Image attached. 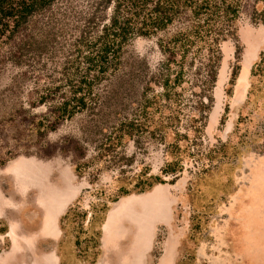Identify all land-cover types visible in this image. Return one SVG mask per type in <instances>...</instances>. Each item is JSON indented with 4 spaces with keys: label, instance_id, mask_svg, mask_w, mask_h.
I'll return each instance as SVG.
<instances>
[{
    "label": "rangeland",
    "instance_id": "1",
    "mask_svg": "<svg viewBox=\"0 0 264 264\" xmlns=\"http://www.w3.org/2000/svg\"><path fill=\"white\" fill-rule=\"evenodd\" d=\"M106 1L57 0L0 46V264H92L94 250L84 239L97 229L93 204L103 201L108 208L94 264H264V0H242L235 39L219 46L216 81L200 90L210 96L205 125L182 143L183 172L116 202L105 196L126 183L132 188L135 175L160 174L174 158L153 138L156 130L121 143L116 137L134 120L143 92H160L152 81L166 61L160 42L168 46L194 20L185 11L163 32L129 40L96 106L57 119L54 103L40 104L39 97L51 71H60L63 38L70 37L60 18L80 25ZM30 36L37 44L26 55ZM200 58H190L186 79L207 77L213 62L205 61L204 70ZM184 87L189 97L192 86ZM83 163L80 176L75 166ZM75 201L89 215L78 227L65 225L64 234L59 218Z\"/></svg>",
    "mask_w": 264,
    "mask_h": 264
},
{
    "label": "trees",
    "instance_id": "2",
    "mask_svg": "<svg viewBox=\"0 0 264 264\" xmlns=\"http://www.w3.org/2000/svg\"><path fill=\"white\" fill-rule=\"evenodd\" d=\"M55 2L57 0H0V46L4 40L14 37L30 23V20L49 9ZM242 2V0H109L92 8L80 25L75 19L70 21L71 18L65 16L60 18L61 31L66 32L64 36L72 37L63 38L67 44L58 63L60 71L56 69L51 71L48 76L50 86H47L39 97L40 104L47 103L48 100L54 103L53 114L57 115V119H67L96 106L98 91L120 69L121 51L129 40L136 36L151 37L163 32L185 11L190 12L191 19L194 20L190 29L175 33L169 39L168 46L160 42V50L166 61L152 77L160 92L152 96L143 92L134 108L137 115L128 123L129 127L123 129L125 125H121V133L118 138L116 137L121 143L125 139L143 135L146 130H156V133L152 134L153 138L164 145L170 157L174 156L173 160L164 163L158 175L146 173L143 177L135 175L136 182L132 188L126 183V186L118 188V194L113 197L105 196L102 192L96 195L105 196L108 202H116L120 196L129 195L133 191L143 193L155 185L164 184L166 182L164 177L176 176L183 172L185 150L182 143H186L190 133L198 127L199 130H196L199 132L198 135L202 132L201 124L205 125V112L209 108L206 102L210 100V96L201 94L200 90L205 83L213 86L216 81L221 61L219 46L222 42L235 39L233 25L239 17ZM110 4L114 5L113 14L105 23L104 14ZM29 39L25 42L28 44L23 47L26 49V55L31 54L32 47L37 44L34 43L35 37L30 36ZM23 53L19 56H25ZM195 56L201 57L200 67L204 70L205 61L211 59L213 62L208 64L206 77L212 80L211 84L206 78L186 79L185 68L192 64L190 58ZM256 66L253 65V69H256ZM197 70L203 71L199 66ZM236 76L237 73H232V79ZM189 84L193 90L189 97H185L184 85ZM134 122H137L136 126L130 128ZM188 155L193 156L192 152ZM86 165L76 164L75 172L83 176ZM75 202L59 218L60 230L64 234H67L65 225L78 227L79 223L76 221L80 218L81 221L86 220L89 215L87 211L78 212L76 210L78 201ZM93 205L90 220L97 223V229L94 236L84 239V242H89L86 248L94 250L92 264L100 254L96 239L100 236L108 208L107 202L104 201ZM76 245L81 246V243L76 240Z\"/></svg>",
    "mask_w": 264,
    "mask_h": 264
}]
</instances>
